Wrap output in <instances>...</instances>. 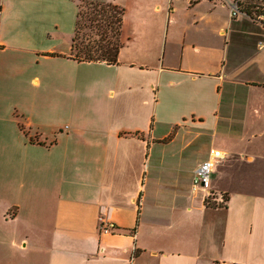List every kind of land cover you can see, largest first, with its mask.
I'll use <instances>...</instances> for the list:
<instances>
[{
  "label": "crops",
  "instance_id": "1",
  "mask_svg": "<svg viewBox=\"0 0 264 264\" xmlns=\"http://www.w3.org/2000/svg\"><path fill=\"white\" fill-rule=\"evenodd\" d=\"M81 1L0 0V264H264V0H90L114 64L73 58Z\"/></svg>",
  "mask_w": 264,
  "mask_h": 264
},
{
  "label": "trees",
  "instance_id": "2",
  "mask_svg": "<svg viewBox=\"0 0 264 264\" xmlns=\"http://www.w3.org/2000/svg\"><path fill=\"white\" fill-rule=\"evenodd\" d=\"M124 11L123 6L113 3L81 1L72 41L73 58L116 63L122 48Z\"/></svg>",
  "mask_w": 264,
  "mask_h": 264
},
{
  "label": "built area",
  "instance_id": "3",
  "mask_svg": "<svg viewBox=\"0 0 264 264\" xmlns=\"http://www.w3.org/2000/svg\"><path fill=\"white\" fill-rule=\"evenodd\" d=\"M241 1L234 0L230 3L232 16H237L241 12ZM224 157V153L221 150H212L211 157L203 162L197 169L196 175L193 180L192 190L198 192L199 189L204 191V194L208 191V198L215 200L217 196L209 191L211 175L213 171V165L215 162L220 161ZM219 199V198H218ZM220 201L224 202V198L220 197ZM100 231L104 234L112 233L116 228L115 224L107 220L103 215L99 217Z\"/></svg>",
  "mask_w": 264,
  "mask_h": 264
},
{
  "label": "rangeland",
  "instance_id": "4",
  "mask_svg": "<svg viewBox=\"0 0 264 264\" xmlns=\"http://www.w3.org/2000/svg\"><path fill=\"white\" fill-rule=\"evenodd\" d=\"M22 217H23L24 219L27 220V212H26L25 210H24V212H23V214H22ZM22 224H23V223H22ZM25 224H26V226H29L27 223H25ZM25 224H24V225H25ZM22 229L27 230L28 227H25V228H22ZM39 235H40V232H39V230H37V232H36V234H35V236H36L37 239H39ZM26 236H27V235L24 233V231L21 230L20 235H19L20 239L23 240L24 237H26Z\"/></svg>",
  "mask_w": 264,
  "mask_h": 264
}]
</instances>
